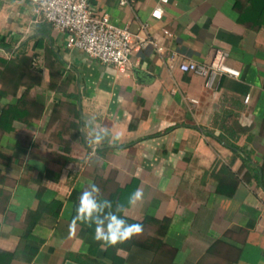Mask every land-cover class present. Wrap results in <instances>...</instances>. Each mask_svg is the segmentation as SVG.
I'll list each match as a JSON object with an SVG mask.
<instances>
[{
  "label": "crops",
  "instance_id": "crops-1",
  "mask_svg": "<svg viewBox=\"0 0 264 264\" xmlns=\"http://www.w3.org/2000/svg\"><path fill=\"white\" fill-rule=\"evenodd\" d=\"M89 1L135 35L127 66L0 0V264H264V25L240 22L236 0H167L160 18L159 0ZM217 50L238 76L166 62ZM91 183L142 225L129 246L72 223Z\"/></svg>",
  "mask_w": 264,
  "mask_h": 264
},
{
  "label": "built area",
  "instance_id": "built-area-1",
  "mask_svg": "<svg viewBox=\"0 0 264 264\" xmlns=\"http://www.w3.org/2000/svg\"><path fill=\"white\" fill-rule=\"evenodd\" d=\"M33 12L42 21L51 24L56 32L66 34V46L81 49L100 62L124 67L130 63V54L134 48L135 35L126 26H119L111 21L105 11H94L89 0H29ZM167 0H159L151 11V15L160 18L161 4ZM127 4L128 0H120ZM158 52L162 46H156ZM170 68L177 66L185 72L195 73L208 80L217 74L239 75V70L226 63V52L217 50L212 60L200 63L191 60H179L178 55L170 52L166 56ZM245 96V100L248 99Z\"/></svg>",
  "mask_w": 264,
  "mask_h": 264
},
{
  "label": "clouds",
  "instance_id": "clouds-1",
  "mask_svg": "<svg viewBox=\"0 0 264 264\" xmlns=\"http://www.w3.org/2000/svg\"><path fill=\"white\" fill-rule=\"evenodd\" d=\"M86 127L88 125L86 124ZM108 135L107 129L95 133L88 140L91 145H100ZM119 139V137H116ZM100 188L95 184H89L79 197V204L76 208V216L73 224L77 221L87 224L89 227L95 225V239L101 242V247L107 250L131 240L134 236L143 231L140 223H128V220L119 213L122 205H116L107 199H100ZM143 200V191L137 189L128 198L129 205H136Z\"/></svg>",
  "mask_w": 264,
  "mask_h": 264
},
{
  "label": "trees",
  "instance_id": "trees-1",
  "mask_svg": "<svg viewBox=\"0 0 264 264\" xmlns=\"http://www.w3.org/2000/svg\"><path fill=\"white\" fill-rule=\"evenodd\" d=\"M236 4H237V7L239 8L238 20L240 22H243L245 24L252 25V26L262 25V24L264 25V0H236ZM99 198L104 199L102 197H99ZM127 220H128V223H135L129 219ZM78 222L88 227V229H90L91 231H93L95 228V225L89 227L85 223H82L80 221ZM132 241L133 240L131 239L123 244H118L115 247H109L108 249L116 248L118 246L126 247V246H129L131 243H133Z\"/></svg>",
  "mask_w": 264,
  "mask_h": 264
},
{
  "label": "water",
  "instance_id": "water-1",
  "mask_svg": "<svg viewBox=\"0 0 264 264\" xmlns=\"http://www.w3.org/2000/svg\"><path fill=\"white\" fill-rule=\"evenodd\" d=\"M31 163L34 164L37 168L41 169L43 167V164L40 161L32 160ZM64 264H80V263L72 261V260H66Z\"/></svg>",
  "mask_w": 264,
  "mask_h": 264
}]
</instances>
